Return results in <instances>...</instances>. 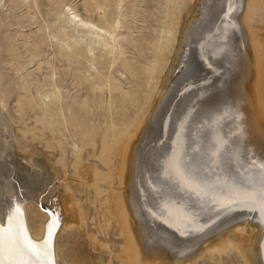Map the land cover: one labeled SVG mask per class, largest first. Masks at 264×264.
Segmentation results:
<instances>
[{
	"label": "bare ground",
	"instance_id": "1",
	"mask_svg": "<svg viewBox=\"0 0 264 264\" xmlns=\"http://www.w3.org/2000/svg\"><path fill=\"white\" fill-rule=\"evenodd\" d=\"M10 1L13 4L15 3V8L19 11L25 5L26 13L22 16L31 21L28 24L29 26L37 25L35 27L37 29H33L35 31L31 34L28 32L23 33V28H17L14 33H9L5 37L7 41L11 42H17L21 37L23 41L20 44L29 52V54L27 53L29 57L21 54V57L26 58V60L24 63L18 61L15 70L19 74L26 67L28 68L26 65L34 64L35 61L37 67L35 70L20 76L21 88L24 89V92L19 93L14 98H12V91L4 83V75L0 73V160L6 164L0 165V227H7L10 210L14 206H19L22 210V220L28 236L33 241L40 242L47 237L48 226L52 224L53 220H56L58 223L52 229L55 264H64L61 247V237L64 231L71 230L69 233L72 236L67 251L69 254L76 255V250L79 249V241L75 237L73 238V234H76L73 228L84 226V230H87L88 240L94 241L95 244L97 236L95 231L90 232V224H95L96 221H98L97 228L104 230L105 233L110 231L109 229L115 230L111 234L113 233L114 236L119 237V252H121L118 258L120 257L119 259L123 264H187L188 260H192L190 257L195 256V253L199 251L198 249L202 247L204 248H202V251L213 253L212 251L215 250L220 255L227 252L228 249L234 250L240 254L243 264H264V225L262 223L264 221L256 222L253 216L250 219L238 215L228 216L231 220L239 221V224L237 223L238 227H235L240 234L236 235L238 232L231 231L203 245L198 241L207 237L212 230L214 231L220 222L215 221L217 224L215 223L213 227L204 230L205 232H200L199 229V233L192 232V235L187 230H191V223L197 226L202 222L204 226L208 220H197L194 217L195 215L193 216L192 213L187 212V208L181 206L177 208V205H174L173 202V204H170L165 201L164 204L168 205V208H163L165 213H162L160 209L158 211V202L156 203L151 187L146 182L145 174L151 160H153L151 157L154 155L152 153L153 143L156 144L155 141L153 142V135L151 134L153 130L152 120L155 116L158 117L157 110L163 97L166 96L162 95L164 91H161V87L163 85V89H167L168 78L175 72L177 67V58L172 60V65L169 67L170 55L175 44L178 45L177 33L181 19H183V15L193 9L192 4H189V1L193 0H164L166 6L163 7L165 9L158 19L161 27L153 32H148L144 36L134 35V29L132 30L130 25L131 21L138 15L136 0H48V3H52L57 9L58 15L55 20L57 26L54 28L50 23L40 20L43 15V7L46 5L45 0ZM228 2H231V9L235 8L236 3L239 2L241 8L243 7L242 13L240 15L235 14L228 19V15L224 14ZM224 4L222 18L216 17L219 21H223L221 26L217 25V29L225 37L230 36L227 31H232L230 37L234 45L232 44L231 48L228 46L229 51L225 50L226 47L224 48L225 51L219 50V52H213L210 49L213 53L206 56L207 60L205 59L208 64L204 61L199 64L200 66L203 65V71L206 72V76L198 75L200 78H206L210 72L214 71L213 68H209V63L222 67V71L219 76L211 77L215 83H218L219 90L221 88L220 92L216 93V90H218L216 89V94L204 97L205 99L199 102L201 107L204 106L206 109V106L211 105L213 109H210L209 115H201L205 119L202 118L198 122L202 125L206 121L211 123L210 130H212L211 133L213 132L212 136L215 140L212 160L220 163V159L225 155L221 153L226 150L233 156L241 157L247 166L250 164L253 166L264 162V0H225ZM16 15L20 16V13L18 12ZM0 18L1 22L5 20L3 15H0ZM192 18L190 17L191 22L189 23H192L194 19ZM189 25L191 26V24ZM186 28L183 29L182 38H185L186 30H188ZM28 30L30 29H25V31ZM139 32H142V30ZM184 41H180V43L182 42V45H180L182 48H184ZM205 43L207 44V42ZM20 44L13 45L11 48H17ZM53 44L56 45V50L53 46L52 57H45L47 51L45 47L46 49L49 46L52 48ZM134 53H137V56H134ZM178 57L180 56L178 55ZM57 59L59 63H64L62 65L68 69H71L74 63L76 64L73 69L80 93L70 96L71 100L67 104V107H70L69 111L62 106L61 109L63 110L58 109L54 116L51 113V106L53 105V103L50 105L51 101L55 100L54 104H56L61 102L64 97L57 72L58 66H61V64L57 66ZM189 63L191 64V62L187 64ZM41 71L45 72V74L42 73V78L36 76V73ZM168 73L171 75L164 80ZM192 75L194 76V74ZM209 79L198 85L199 94L201 92L205 93L206 90L203 89L209 86ZM127 84L128 86H126ZM10 100L15 101V107L23 116L27 113L30 114V117L24 120L25 128L20 129L23 136L29 134L27 141L29 142L28 139L31 138V142L34 143L37 140L47 149L57 151L56 154L59 157L54 161V165L46 164L42 157H38L39 154H37L38 156L33 154L22 156L29 165L22 164L18 160V155L13 151L15 146L13 135L15 134H13L12 120L14 119L7 110ZM164 104L165 102L163 106L161 105L163 108L167 103ZM216 104H219L220 107H215ZM162 107L160 108L162 109ZM164 118L166 117L163 115L162 119ZM30 119L33 120L28 123ZM202 125L200 126L202 127ZM194 127L196 126L194 125ZM61 135L65 138H62ZM195 135L192 137L195 138ZM69 136L76 139L66 142L65 139L67 140ZM199 137L201 139V135ZM209 137L211 138V136ZM157 139L159 141V138ZM206 139L202 140L206 142ZM175 141L177 142V140ZM69 145H71V148H69ZM178 145L181 146V143ZM190 146L193 147V145ZM168 147L167 142H163L157 148L155 146L154 149L156 150V167L159 171L157 173L158 176H161H159L160 181L162 180L167 192L172 193L171 195L175 196V192L180 193V199H183L184 202L197 200V204H195L198 207L195 205L196 209L201 210L202 207H205V201L203 206L200 198L204 199V191L199 186H204L203 183L207 180L205 181L189 167L180 168L178 164L176 165L174 157L177 153L174 151V146L172 149L170 148L174 152H168ZM189 148L191 149V147ZM209 148L212 149L210 146ZM199 149L202 152V148ZM69 150L72 156L70 160L66 157L67 154L70 155ZM215 155L216 158H214ZM224 158L226 159V157ZM252 158H255V160H252ZM253 161H255V164ZM200 167L202 168V166ZM218 169L220 168L218 167ZM200 170L198 171L201 172ZM216 171L218 170L216 169ZM67 173H73L76 178L82 179L80 184H82L81 187H83L85 193L86 203L76 204L78 200L70 193L71 188L66 181ZM158 176L156 175L155 178ZM189 177H193L198 181L195 182ZM58 180H63V182L60 183ZM230 181L231 179L227 181L228 184L221 181H219V184H215L218 185L215 189H225L224 194H222V190V195H218L213 201L215 206L220 207L221 213L228 211L229 205L233 206L243 199L236 194V188L253 190L256 187L248 183L242 185ZM60 189H63V192ZM175 197L174 199H176ZM233 200H236V202L233 203ZM209 202L207 201V203ZM160 208H162L161 205ZM182 208L187 210V215H190V217H187L186 213L181 211ZM258 211L261 212L260 208ZM176 213H179V215ZM99 215L103 218L101 224L97 220L100 218ZM157 215L164 219L166 223H163V220H158L160 217L158 219L154 217ZM262 215L260 216L262 217ZM215 216L216 214H213L210 219ZM188 223H190V226L186 225ZM177 224L183 225V227ZM184 228L187 229L184 230ZM178 231L181 234L182 232L189 234L187 237L179 236ZM232 235L238 240L237 242L232 240ZM99 242L102 241L99 240ZM106 242V240H103L100 244V250L103 246L106 248L108 245ZM98 248L97 243L93 249L97 250ZM79 252L84 254L85 259L91 258L84 264H96V261H92V259H95L93 251L80 248ZM196 256L198 257V255Z\"/></svg>",
	"mask_w": 264,
	"mask_h": 264
},
{
	"label": "rangeland",
	"instance_id": "2",
	"mask_svg": "<svg viewBox=\"0 0 264 264\" xmlns=\"http://www.w3.org/2000/svg\"><path fill=\"white\" fill-rule=\"evenodd\" d=\"M0 12L1 14L0 15H3L5 17V20L1 22V18H0V73H2L4 75V83L6 84V86L12 91V98L16 97L19 93H23L24 92V89L21 88V75H24V74H27V72L29 71H32V70H35L36 67H37V62L35 61L34 64H30V65H26L28 66V68L26 67L25 70H22L21 72H19V74L16 72L15 70V67H16V64L18 61H22L23 63L25 62L26 58L24 57H21V54L24 55L25 57H29V52L24 48L23 45H21L20 43H22L23 39L20 37V39L17 40V42H11V41H7L5 39V37L9 34V33H14L17 28H23V33H29L31 34V32L35 31L37 28H35L37 25L33 24L31 26H29L28 24L31 22L30 20H26L27 18L26 17H23L22 15H25L26 13V8H25V5L22 6L20 8V11L17 10L15 7V3L13 4L10 0H0ZM217 2V3H215ZM220 2V3H219ZM45 3L46 5L43 7V15L41 16L40 20L43 21V22H47V23H50L51 26L54 28L55 26H57V23H56V17H57V9L55 7V5H53L52 3H48V0H45ZM48 3V4H47ZM136 3H137V11H138V15L136 16L135 19H133L130 23V25L132 26V30H133V33L134 35H140V36H144V35H147L148 32H153L157 29H159L161 27V24L159 23L158 19L160 18L159 15L161 16L162 15V12L163 10V7L166 6L165 3H164V0H136ZM225 0H193V1H189V4L191 6H193V9L196 10L194 11L193 9L191 11H189V13H186L185 15H183V19H181V23H180V27H179V31H178V35H177V41H178V45L175 44V47L173 49V52L171 53L170 55V61L169 62V67L170 65H172L171 63L173 62L172 60H174V58H177V67L175 69V72L172 73V75L170 76L169 73L167 74V76L164 77V80L166 79V77L170 76V78H168V83L166 84L167 85V89H163V85L161 87V91L163 90L164 94L162 93V95H166L165 97H163V102L161 101V104H160V107L163 106V103L165 102L166 106H164V108L162 107V109L159 107L158 110H157V116L158 117H154L153 120H152V125H153V130L151 131V134L153 135L152 139H153V142L155 141L156 144L153 143V150H152V154L153 156L151 157L153 160H151V163L150 165L148 166V171L146 172V182L148 183V185L151 187V192L154 194L155 196V200H156V203H157V208H158V211L162 210V213L164 211L165 208H168V205H165L164 203H170V204H173L174 205H177L176 207L180 208L181 207H184V208H187V210H185L184 208H182L181 211L185 212L186 215H187V212H190L192 213V215L197 218V220L199 221H205V220H208L207 222H205L204 226L202 225L203 223L201 222V224L199 223L197 226L195 225H192V223H188L186 224L187 226H190L191 230L190 229H187V228H184V230H188V232L192 234V232H195V233H199L200 232H205L207 229L213 227L215 225V223L217 222H220L216 228L214 229V231L212 230L208 235L207 237H205L204 239H201L200 241H198V243H201V244H207V242L211 241V240H214L216 238H218L219 236H223L224 234H227L228 232H234V233H237L238 231L236 230V227H238V224H239V221H236V220H231L229 219L228 216H241V217H245L247 219H250L253 218L256 220V222H262L264 221V212H263V215H262V211L259 213V211L257 212V210L260 208L259 207V204L256 203L255 205H250L251 202H247V201H244L243 199L239 200L237 204L235 205H229L228 207L229 210L226 211L225 213H221V209L219 206H215V204L213 203V201H215L216 197L218 195H222L224 194V191L225 189L224 188H221V189H215L217 188L218 185H215V184H219V181H221L222 183L224 184H228L230 179L231 181L230 182H238V183H241L242 185H245L247 184V180L245 179H248L249 176H253V177H256L258 176V171H260L258 168L257 165H253L250 164V165H246L244 163V160L241 159V157H236V156H233L231 155L230 153H228L226 150L225 151H222L221 154H225L227 156L224 155V157H226V159L224 157H222L220 159V163H218V161H214L212 160V156H213V153L214 152L213 150L215 149V144H214V137L212 136V133L210 130L211 129V123L209 121H206L205 124L202 125L199 124V120H201L203 117H201V115H209L210 114V109H213L212 106H206L207 108L205 109V107H201L200 106V101H202L203 99H205L206 97L208 96H212L213 94H216L218 92H220L219 90V87H218V83H215L214 80H212V78L214 76H219V74H221L220 72L222 71V67L220 66H214L213 63H209V68H213L214 71L210 72V74H208V77L206 78H200L199 76L200 75H204L206 76V72L203 71V65L200 66L199 64H201L203 61L208 64V62L206 61L207 58L206 56H209L210 54H212L213 52H219V50H224V48L226 47L225 50H228L230 49L234 43H232L231 41V37L232 36L231 32L230 31H227V34H229L230 36H222L220 32V30L217 29V25L221 26L222 25V22L223 21H219L220 18H222V15H223V7H225ZM230 3V4H229ZM164 4V5H163ZM196 4V5H195ZM213 4L214 7H213ZM221 4V5H220ZM200 5V6H198ZM228 5H231V2H228ZM226 7V10H224V14H226V16L228 17V19H230V17H232L233 15H240L243 11V7L241 8V6L239 5V2L236 3V6L235 8H232V10L229 12V7ZM197 8H196V7ZM209 6H211V8H209ZM213 8V9H212ZM46 9V10H45ZM199 9V10H198ZM215 9V10H214ZM218 9V10H217ZM241 9V10H240ZM219 14H218V12ZM194 11V12H193ZM216 11V12H215ZM18 12L20 13V16L19 15H16L18 14ZM198 14H197V13ZM22 13V14H21ZM191 13V14H190ZM195 15L193 17V15ZM201 13V14H200ZM228 13V14H227ZM231 15H230V14ZM210 14V15H209ZM213 14V15H212ZM151 15V16H150ZM192 15V16H191ZM205 15V16H204ZM217 15V16H216ZM155 16V17H154ZM189 20H188V18ZM193 19L192 23H189L191 22V19L190 17ZM207 16V17H206ZM204 17V18H203ZM215 17V18H213ZM218 17V18H216ZM144 18V19H142ZM203 18V19H202ZM213 18V19H212ZM225 18V17H224ZM187 19V20H186ZM22 20V21H21ZM184 20V21H183ZM208 20V22L206 23V21ZM186 21V22H185ZM195 21V23H194ZM201 21V22H200ZM213 21V22H212ZM227 21V20H226ZM216 22V23H215ZM225 22V21H224ZM188 23V24H186ZM194 23V24H193ZM201 23V25H200ZM237 23V21H236ZM235 23V24H236ZM4 24V25H3ZM13 24V25H12ZM185 24V25H184ZM191 24V26L189 25ZM205 24V26H204ZM209 24V25H208ZM213 24V26H212ZM216 24V25H215ZM27 25V26H26ZM194 25L198 26V27H193ZM229 25V24H228ZM140 26V27H139ZM154 26V27H153ZM201 26V27H199ZM204 26V27H203ZM232 26V25H230ZM237 26V24H236ZM235 26V27H236ZM135 27V28H134ZM145 27V28H144ZM187 27L186 29V35L184 36L185 38H182L181 35L183 34V29ZM212 27V28H210ZM197 28V29H196ZM233 28V26H232ZM237 28V27H236ZM25 29H30L28 31H25ZM35 29V30H33ZM191 29V30H190ZM202 29V30H201ZM217 29V30H215ZM142 32H139L141 31ZM201 30V31H200ZM205 32H204V31ZM213 30V32H212ZM192 31V32H190ZM207 32V34H205ZM220 32V33H219ZM181 33V34H180ZM231 33V34H230ZM200 35V36H199ZM209 35V36H208ZM215 35V36H214ZM218 35V36H216ZM37 36V35H36ZM202 36V37H201ZM204 36V37H203ZM221 36V37H220ZM219 38V39H218ZM179 39V40H178ZM230 39V40H229ZM186 42H185V41ZM212 40V41H211ZM223 40V41H222ZM225 40V41H224ZM180 41H184L183 43V47H180V45H182V42L180 43ZM209 41V42H208ZM221 41V42H220ZM207 42V44L205 43ZM223 42V44H222ZM229 42V43H228ZM196 43V44H194ZM198 43V44H197ZM205 43V44H204ZM211 43V44H210ZM217 43V44H216ZM18 45L20 44L17 48H14L12 49L11 47L13 45ZM185 44V45H184ZM210 44V46H209ZM221 44V46H220ZM226 44V46H224ZM233 44V45H232ZM200 45V46H199ZM205 45V46H204ZM216 45V46H215ZM223 45V46H222ZM53 46L54 44L52 45V48L51 46L45 47V50H47L45 52V57L48 56V57H52L51 53L54 52V50H56V45L54 46V50H53ZM206 46H208L207 48H205ZM230 48H229V47ZM193 47V48H192ZM199 47V49H198ZM214 47V48H213ZM217 47V48H215ZM220 47V48H219ZM177 49V50H176ZM181 51H180V50ZM184 49V50H183ZM193 52H192V50ZM198 49V50H197ZM213 50V52L211 50ZM129 51H134V50H131V49H128ZM197 50V52H195ZM224 50V51H225ZM50 51V52H49ZM180 51V52H179ZM229 51V50H228ZM227 51V52H228ZM175 52V53H174ZM182 55H180L179 53ZM191 52V53H190ZM195 52V53H194ZM28 53V54H27ZM50 53V54H49ZM175 54H176V57H175ZM202 54V55H201ZM130 55H132L130 53ZM134 56H137V53H134L133 54ZM178 55L180 57H178ZM192 55V56H191ZM196 55V56H195ZM205 57H204V56ZM203 56V57H202ZM193 58V59H191ZM197 58V59H196ZM190 59V60H189ZM202 59V60H201ZM206 59V60H205ZM199 60V61H198ZM194 61V63H192ZM202 61V62H201ZM57 62V66L59 64H61V66L59 65V69L57 70L58 72V76L60 78V84H61V90L62 93H63V99L61 102H58L56 104H54V101L55 100H52L51 101V104L53 103V105L51 106V113L54 114V116L56 115V112L58 109H61L62 106L64 107L65 110L69 111L70 110V107H67V104L70 102L71 100V97L70 96H74V95H77L78 93H80V89L78 88V85L76 83V80H75V73H74V69L73 67L76 65L75 63L72 65V68L71 69H68L66 66H63L62 64L64 63H59L58 62V59L56 60ZM188 62H191V64H187ZM189 67H187L186 66ZM33 65V66H32ZM35 65V66H34ZM183 66V67H182ZM34 67V68H33ZM172 67V66H171ZM187 67V68H185ZM199 68V69H198ZM220 68V69H219ZM62 69V70H61ZM171 69V68H170ZM192 69V70H191ZM189 70V71H188ZM191 70V71H190ZM202 70V71H201ZM218 70V71H217ZM186 72V73H184ZM193 72V73H191ZM200 72V73H199ZM42 73L45 74L44 71H41V72H38L36 73V76H39L40 78H42ZM203 73V74H202ZM194 74V76L192 75ZM180 75V76H179ZM199 75V76H198ZM173 76V77H172ZM213 76V77H212ZM172 77V78H171ZM199 79H198V78ZM212 77V78H211ZM210 78V79H209ZM207 79H209V86H206L203 90H206L205 93L204 92H201L199 94V91L198 90V85L199 84H202V83H205L206 81H208ZM62 80V81H61ZM19 81V82H18ZM164 82V81H163ZM211 82V84H210ZM214 83V84H213ZM77 85V86H76ZM63 86V88H62ZM128 86V84L126 85ZM169 86V87H168ZM196 87V88H195ZM169 89V90H168ZM194 89V90H193ZM197 89V90H196ZM214 89V90H213ZM218 89V90H216ZM171 90V91H170ZM217 92H216V91ZM169 92V93H168ZM186 92V93H185ZM188 92V93H187ZM192 92V94H191ZM216 92V93H215ZM171 93V94H170ZM186 94V95H185ZM208 94V95H206ZM210 94V95H209ZM198 95V96H196ZM168 96V97H167ZM195 96V97H194ZM168 99H167V98ZM203 97V98H201ZM205 97V98H204ZM185 98V99H184ZM197 98V99H196ZM166 99V100H165ZM189 99V100H188ZM165 100V101H164ZM10 100L8 106H7V110H8V113L11 115V117H13L14 120H12V124H13V141H14V152L18 155V160H20L22 162V164H26V165H29L27 163V161L25 160V158H23L22 156H25L26 155H34V156H38L37 154H39L38 157H42V159L44 160V162L46 164H49V165H54V161L57 160V158L59 156H57V151L56 150H52V149H47L45 146H43V144L37 142V140L33 142H31V138H29V142L27 141V136H23L22 135V132L20 131L21 128H25V118L27 117H30V114L27 113V114H21L20 111H18V108L15 107V101H12ZM167 101V102H166ZM187 101V102H186ZM187 103V104H186ZM164 104V105H165ZM171 104V105H170ZM197 104V105H196ZM162 105V106H161ZM168 106V107H167ZM198 106V107H196ZM25 107V105H24ZM191 107V109H190ZM215 107H220L219 104H216ZM200 108V109H199ZM204 108V109H203ZM165 109V110H164ZM176 109V110H175ZM194 109V111H193ZM200 111H199V110ZM63 110V109H61ZM190 110V111H189ZM196 110V111H195ZM207 110V111H206ZM188 111V112H187ZM202 111V112H201ZM184 112V113H183ZM205 112V113H204ZM186 113V114H185ZM191 113V114H190ZM193 113V114H192ZM173 114V115H171ZM164 115V119H162V116ZM200 115V116H199ZM172 116V117H171ZM185 116V117H184ZM24 117V119H23ZM183 117V118H182ZM201 117V118H200ZM162 119V120H161ZM205 119V117L203 118ZM17 120V121H16ZM33 119H30L28 120L29 122L28 123H31ZM159 121V122H158ZM162 121V122H161ZM177 121V122H176ZM155 122V123H154ZM198 122V123H197ZM197 123V124H196ZM160 127H159V125ZM210 126H209V125ZM165 125V126H164ZM194 125L196 127H194ZM198 125V127H197ZM202 125V127L200 126ZM206 125V126H204ZM164 126V128H163ZM156 127V128H155ZM158 127V128H157ZM176 127V128H175ZM181 127V128H179ZM200 127V128H199ZM207 127H209L208 129H206ZM178 128V129H177ZM196 128V130H195ZM204 128V129H202ZM200 129V130H199ZM202 129V130H201ZM171 130V131H170ZM196 132H195V131ZM206 130V131H205ZM174 131V132H173ZM193 131V132H191ZM168 132V133H167ZM190 134H189V133ZM200 134H198V133ZM205 134H204V133ZM155 133V134H154ZM158 133V134H156ZM170 133V134H169ZM162 134V135H161ZM196 134V135H195ZM198 134V135H197ZM207 134V135H206ZM161 135V136H159ZM172 137H171V136ZM184 135V137H183ZM190 135V136H189ZM195 135V138H193ZM201 135V139H199ZM204 135H205V138H204ZM211 136V138L209 136ZM171 138V139H169ZM193 136V137H192ZM197 136V138H196ZM46 137V136H45ZM62 138H65L63 135H61ZM159 138V141L157 138ZM177 137V138H176ZM181 137V138H180ZM168 138V139H167ZM207 138V139H206ZM76 138L75 137H72V136H69V138L65 141L66 142H70V141H74ZM156 139V140H155ZM173 139V140H172ZM195 139V140H194ZM202 139H206V142L205 140H202ZM177 140V142L175 141ZM202 140V141H201ZM162 141V142H161ZM171 141V142H170ZM191 141V142H190ZM209 143H208V142ZM31 142V143H30ZM158 142V143H157ZM165 143L167 142V150L168 152L170 151H173L171 150L172 147L174 146V151H176L177 155L174 157V161L176 162V165L178 164V166H180V168H187L189 167L191 170H193L194 173H196L197 175H199L201 178L205 179V183H203L204 186H199L200 189H203L204 191V194H203V198H200L201 199V204L204 206V201H205V207H202L201 210L199 209H196V206L198 207L197 204V200H190L189 202H184L183 199H180L181 198V195L180 193H174L176 194L175 196L174 195H171L172 193H169L167 192V189L165 187V185L162 183V180L160 181V177L158 176V168L156 167L157 165V159L155 157L156 155V150L155 149V146L157 148V146L161 143ZM176 142V143H175ZM202 142H205V143H202ZM181 143V146H179L178 144ZM194 143V144H193ZM204 145V146H202ZM214 145H213V144ZM173 144V145H172ZM198 144V146H197ZM200 144V145H199ZM207 144V145H205ZM33 145V146H32ZM190 145H193L190 146ZM183 146V147H182ZM188 146V147H187ZM197 146V147H196ZM212 147L211 148H209ZM35 147V148H34ZM177 147V148H176ZM186 147V148H185ZM191 147V149L189 148ZM209 149H207V148ZM69 148H71V145H69ZM171 148V149H170ZM198 148H202V152L201 149H196ZM206 148V149H205ZM184 151H183V150ZM212 151H211V150ZM20 150V151H19ZM36 150V151H35ZM27 151V152H26ZM173 151V152H174ZM183 152V153H181ZM187 152V153H186ZM191 152V153H190ZM197 152V153H196ZM69 154L66 155V157L68 158V160H70L72 158L71 156V151L69 150ZM181 153V154H180ZM189 153V154H188ZM199 153V154H198ZM209 155H208V154ZM21 154V155H20ZM180 156H179V155ZM183 154V155H182ZM186 154V155H184ZM188 154V156H187ZM192 154V155H191ZM211 154V155H210ZM196 155V156H195ZM200 157H199V156ZM210 157V160L208 159ZM191 156H194L193 158H190ZM155 157V159H154ZM169 157V156H168ZM179 157V158H177ZM198 157V158H197ZM217 156L215 155L214 158H216ZM230 159H229V158ZM56 158V159H55ZM199 158H200V161H199ZM204 158V159H203ZM207 158V159H206ZM237 158V160H236ZM178 159V160H177ZM182 159V160H181ZM186 159V160H185ZM225 159V160H224ZM229 159V160H228ZM241 159V160H239ZM192 160V161H190ZM194 160V161H193ZM197 160V161H196ZM212 160V161H211ZM223 160V161H222ZM231 160V161H230ZM235 160V161H234ZM252 160H255V158H252ZM209 161V162H208ZM211 161V162H210ZM238 161V162H236ZM239 161L241 162L239 164ZM156 162V163H155ZM183 162V164H182ZM198 162V163H197ZM201 162V164L199 165V163ZM206 162V163H205ZM217 162V163H216ZM223 162V163H222ZM235 162V163H234ZM243 162V163H242ZM2 163V164H1ZM192 165H191V164ZM203 163V164H202ZM212 163V164H211ZM215 163V164H213ZM185 164V165H184ZM190 164V165H189ZM194 164V165H193ZM198 164V165H197ZM220 164V165H219ZM229 164V165H228ZM0 165H6L5 162L1 161L0 160ZM153 165V167H152ZM184 165V166H183ZM209 165H212V166H209ZM236 165V166H235ZM238 165V166H237ZM241 167H240V166ZM244 165V167H243ZM151 166V167H150ZM186 166V167H185ZM194 166V167H193ZM202 166V168L200 167ZM215 166V168H213ZM222 166V167H221ZM225 166V168H223ZM229 166V167H228ZM231 166V167H230ZM235 168H234V167ZM245 166H247V168H245ZM255 166V167H254ZM156 167V169H155ZM197 167V168H195ZM207 167V168H206ZM211 167V168H210ZM218 167L220 169H218ZM233 167V168H232ZM237 167V168H236ZM151 168V169H149ZM199 168V169H198ZM206 168V169H205ZM251 168H252V172L251 171ZM154 169V170H153ZM201 169V170H200ZM211 169V170H210ZM216 169L219 171H216ZM232 169V170H230ZM235 171H234V170ZM239 169V170H238ZM242 169V170H241ZM245 169V170H244ZM250 171H249V170ZM258 169V170H257ZM198 170H200L201 172H199ZM211 172H210V171ZM222 170V171H221ZM226 170V171H224ZM238 170V171H237ZM244 170V171H243ZM155 171V172H154ZM198 171V172H197ZM216 171V172H215ZM234 171V172H233ZM151 172V174H150ZM206 172V173H205ZM215 172V173H214ZM218 172V173H217ZM228 172V173H227ZM231 172V173H229ZM241 172V173H240ZM258 172V173H256ZM156 173V174H155ZM209 173V174H208ZM226 173V174H225ZM232 173H235V174H232ZM246 173V174H245ZM250 173V174H249ZM253 173V174H252ZM255 173V174H254ZM68 175L66 176V181L69 183L70 185V190L73 194V196L75 197V199H77V203L78 205H82L85 202V193L83 191V187L82 184H80V180H82L81 178H76L75 175H73V173L69 174L67 173ZM215 174V175H214ZM218 174V175H217ZM224 174V175H223ZM240 174V175H239ZM242 174V175H241ZM252 174V175H251ZM156 175L158 176L157 178ZM213 175V177H212ZM221 175V176H220ZM229 175V176H228ZM238 175V176H237ZM248 175V176H247ZM149 176V178H148ZM190 176V175H189ZM203 176V177H202ZM233 176V177H232ZM236 176V178H235ZM217 179H216V178ZM222 177V178H221ZM226 177V178H224ZM231 177V178H229ZM245 177V178H244ZM154 178V179H153ZM191 180L197 182L198 180L196 179H193V177H189ZM209 178V179H207ZM215 178V179H214ZM244 178V179H243ZM79 179V180H78ZM212 179V180H211ZM220 179V180H219ZM227 179V181H226ZM234 179V180H233ZM236 179V180H235ZM148 180V181H147ZM152 180V181H151ZM154 180V181H153ZM215 180V181H214ZM219 180V181H218ZM243 180V181H242ZM245 180V181H244ZM214 181V182H213ZM217 181V182H216ZM58 182H63V180H58ZM155 184H154V183ZM208 182V183H207ZM210 182V183H209ZM160 183V184H159ZM245 183V184H243ZM153 184V185H152ZM162 184V186H161ZM209 184H211L209 186ZM157 186V187H156ZM164 186V187H163ZM208 186V187H207ZM214 186V187H213ZM82 190H81V188ZM207 187V188H206ZM158 188V189H157ZM212 190H211V189ZM157 189V190H156ZM205 189V190H204ZM210 189V190H209ZM62 190L63 192V189H60ZM80 190V191H79ZM163 190V191H161ZM207 190V191H206ZM223 190V191H222ZM166 192V193H163V192ZM208 191H210L208 193ZM218 191V192H217ZM221 191H222V194H221ZM158 195H157V194ZM163 193V194H162ZM169 193V194H167ZM208 193V194H207ZM211 193V195H210ZM216 195H215V194ZM206 194V195H205ZM160 195V196H159ZM161 197V198H160ZM173 197V199H172ZM174 197L176 199H174ZM164 200H163V199ZM179 198V199H178ZM208 198V200H206ZM211 198V199H209ZM214 198V199H213ZM161 199V200H160ZM167 199V200H166ZM169 200V201H168ZM175 200V202H174ZM177 200V201H176ZM166 201V202H165ZM207 201L209 203H207ZM241 201V202H240ZM160 202V203H159ZM173 202V203H172ZM244 202V203H243ZM98 203V202H97ZM96 203V204H97ZM162 203V204H161ZM187 203V204H186ZM196 203V204H195ZM247 203V204H246ZM179 204V205H178ZM209 204V205H208ZM160 205L162 206V208H160ZM196 205V206H195ZM214 205V206H213ZM244 205V207H243ZM257 205V206H256ZM98 206V204H97ZM191 206L192 207V211L195 212L193 213L191 211ZM254 208H253V207ZM216 207V208H215ZM232 207V208H231ZM256 207V208H255ZM164 208V209H163ZM190 208V209H189ZM160 209V210H159ZM246 209V210H245ZM256 209V210H255ZM197 210V212H196ZM209 210V211H208ZM217 210V211H216ZM250 210V211H249ZM187 211V212H186ZM246 211V212H245ZM253 211V212H251ZM201 212V213H200ZM206 212V213H205ZM243 212V213H242ZM257 212V213H256ZM204 213V214H203ZM234 213V214H233ZM177 215H179V213H176ZM210 214H216L215 217H212L210 219V217L212 215ZM253 214V215H252ZM262 215V217L260 215ZM198 215V216H197ZM210 215V216H209ZM251 215V216H250ZM205 216V217H204ZM258 216V217H257ZM100 217V215H99ZM156 217L157 219L160 217L159 215L157 216H154ZM184 217V216H182ZM187 217H190V215ZM201 217V218H200ZM204 219H203V218ZM200 218V219H199ZM207 218V219H206ZM218 218V219H217ZM227 218V219H226ZM258 218V219H257ZM260 218V219H259ZM263 218V219H262ZM102 216L97 219L99 220V223L101 224V220H102ZM210 219V220H209ZM222 219V220H221ZM158 220H163V223H166L164 221V219H162L160 217V219ZM226 220V221H225ZM260 220V221H259ZM216 221V222H215ZM222 221V222H221ZM236 221V222H235ZM91 223V221H89ZM98 221H96L97 223ZM90 224V232H93L95 231L96 233V236H97V240H96V243H98V249L95 250L93 249L94 247V241H89L88 240V236H87V230H84L85 227L84 226H81V227H74L73 229L76 231V234H73V238L75 237L78 241H79V249H90L91 251L94 252V256H95V259H92V261H96V264H123L122 261H120V257L118 258V255L120 254L119 252V243H118V236H114V234L111 232L115 231V230H111L109 229L110 231L106 232L104 230H100V228L98 229L97 226H98V223L97 224ZM216 223V224H217ZM238 223V224H237ZM263 225H264V222H262ZM60 224V222H59ZM172 224V223H170ZM190 224V225H189ZM178 226L180 224H177ZM212 225V226H211ZM168 226V225H167ZM203 226V227H202ZM236 226V227H235ZM60 227V226H59ZM58 227V228H59ZM169 227V226H168ZM180 227H183V225H180ZM198 227V229H197ZM201 227V228H200ZM77 228V229H76ZM204 228V229H202ZM200 229V230H199ZM99 230V231H98ZM199 230V231H198ZM205 230V231H204ZM236 230V231H235ZM257 230V229H256ZM255 230V231H256ZM71 230H66L64 231V233L62 234V237H61V247H62V254L64 256V264H84L86 261L88 260H91V258H84V254L82 252H79V249L76 250V255L74 254H69L67 249H68V245H69V241H70V237L72 236L71 233H69ZM182 231V230H181ZM258 231V230H257ZM179 233V236H183V237H187L188 234L187 232H182V234L180 233V231H178ZM186 233V235L184 234ZM264 233V232H263ZM240 233L238 232V234L236 235H239ZM193 235V234H192ZM81 236V237H80ZM99 240H101L103 242V240H106L107 242V246L106 248L102 247L100 250V243ZM232 240H234V242H237L238 240L235 239L232 235ZM264 242V241H263ZM84 245V246H83ZM264 245V244H263ZM203 248V247H202ZM202 248L198 249L199 251H197L198 253H195L196 255H198L199 259H197L198 257L195 255V256H191L190 258H192V260H188L189 262L187 264H243V260L240 256V254L237 252V251H234V250H227V252H224L223 254L220 255V253H218L217 251H212L213 253H208V251H205L203 250L202 251ZM264 248V246H263ZM93 249V250H92ZM204 249V248H203ZM202 251V252H200ZM206 253H205V252ZM200 252V253H199ZM204 252L203 256H202V253ZM74 258H73V257ZM202 256V257H201ZM201 257V258H200ZM73 259L74 262H73ZM197 259V260H196ZM196 260V261H195Z\"/></svg>",
	"mask_w": 264,
	"mask_h": 264
},
{
	"label": "snow or ice",
	"instance_id": "3",
	"mask_svg": "<svg viewBox=\"0 0 264 264\" xmlns=\"http://www.w3.org/2000/svg\"><path fill=\"white\" fill-rule=\"evenodd\" d=\"M257 166L260 169L258 176H249L247 179L248 184L256 187L253 190L236 188L235 192L244 201L258 203L264 212V162ZM57 223L53 220L48 226L47 237L43 241H33L23 224L21 208L14 206L8 215L7 227H0V264H55L52 229Z\"/></svg>",
	"mask_w": 264,
	"mask_h": 264
}]
</instances>
